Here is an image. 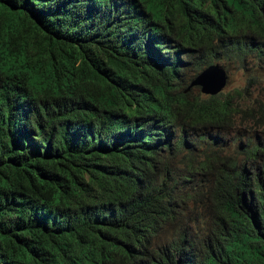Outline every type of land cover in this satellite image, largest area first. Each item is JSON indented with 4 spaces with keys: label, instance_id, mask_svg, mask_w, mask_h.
Wrapping results in <instances>:
<instances>
[{
    "label": "trees",
    "instance_id": "obj_1",
    "mask_svg": "<svg viewBox=\"0 0 264 264\" xmlns=\"http://www.w3.org/2000/svg\"><path fill=\"white\" fill-rule=\"evenodd\" d=\"M25 1L0 0L13 19L0 20V66L22 62L34 41L42 49L25 76L0 77V256L21 250L23 229L55 264H264V101L243 99L264 64V0H144L138 21L111 9L139 54L133 69L113 53L115 34L96 22L98 12ZM79 23H93L91 53L66 42ZM215 62L248 73L246 84L192 92L189 81ZM69 73L109 83L120 74L132 84L106 83L95 99L75 87L70 108L42 109ZM29 116L55 148L31 155L25 169L44 182L39 195L67 231L30 233L41 206L20 205L12 186L23 183L12 130L24 133ZM105 171L115 182L94 199L106 209L92 216L83 186Z\"/></svg>",
    "mask_w": 264,
    "mask_h": 264
},
{
    "label": "clouds",
    "instance_id": "obj_2",
    "mask_svg": "<svg viewBox=\"0 0 264 264\" xmlns=\"http://www.w3.org/2000/svg\"><path fill=\"white\" fill-rule=\"evenodd\" d=\"M42 1L43 0H32L30 2L29 0H26L24 6L39 8ZM134 1L136 2L134 3L133 0H59L61 3H68L79 8L85 14L92 15V13L98 12L96 16V22L99 24L106 22L109 23L108 29L113 30V33L115 34V40L113 42L115 48L113 53L118 55L122 59L123 63L132 69L134 67H139L141 64L139 54H134L131 51L127 39L117 31V28L113 22V20H119V18H111L109 12L111 9H113L118 14L122 15L119 11H117V7H119L125 16L135 17L138 21L139 12L141 10L146 11L147 4L144 0ZM125 16L120 20L125 21ZM0 20L12 21L13 19L7 14L0 13ZM93 23H79L76 27H73L72 31L74 38L66 42L69 46L73 47L75 52H77L78 47L82 48L86 53H91V51L94 50ZM155 31L158 32V30ZM87 41L90 44L87 45L85 43ZM27 49L28 55L22 62L15 63L10 66H0V77L12 73L14 76L20 78L25 76L29 69L38 64L42 53L41 44L38 41H34V43ZM77 54L83 57L81 54ZM131 61H136L138 63L128 65L132 63ZM113 81L115 83L102 81L96 77L92 78L86 73H69L63 76L61 79L54 97L47 101H41L40 104L42 105V109H46L50 112H52L53 109L64 110L70 108V104L74 97L78 95L73 93L75 92V87L80 93H85L87 97L95 99L98 97L101 90L104 89V84L106 83L112 84L119 89L131 87L132 84L130 83L129 79L123 77L120 74H116L113 77ZM188 85L186 87L187 89ZM186 88L185 90H187ZM17 90L22 94L23 97H25L26 102V82L23 81L22 87H17ZM41 119L43 120L42 117ZM41 133V125L37 122L34 116H29V126L25 127L24 133L17 131L16 128L12 130V143L19 159L18 170L23 176V183H13L12 186L16 194L20 196V205H26L32 202V206L34 207L41 206V209L38 210L37 215L33 218L35 223L30 224L33 228H27L29 229L30 233L36 236L39 231L45 232L46 234H52L59 233L61 231H67L70 228L69 224L61 223V216L57 214L58 208H54L53 203H49L51 198H43L41 195H39V193H42L43 195L45 192L43 189L44 182L38 177L30 174L25 169L31 155L43 154L44 151H47L50 148H55L51 145V143L46 141V137H44ZM99 177L100 182L93 184L92 187L83 186L85 191L84 197L87 201L85 204V210L92 216H101L106 209L96 204L94 199L97 200L99 197L105 196L115 182V176L113 172L110 171H105V175ZM99 188L101 190H99ZM87 189L90 191L86 192ZM20 231H22L21 241L23 243L21 250L14 253H7L12 259L5 256H0V264H55L53 257L41 247H39L36 242L28 236L29 233L27 231H23V229ZM79 241L80 236H77V242L72 243V251L77 250L76 246Z\"/></svg>",
    "mask_w": 264,
    "mask_h": 264
},
{
    "label": "rangeland",
    "instance_id": "obj_3",
    "mask_svg": "<svg viewBox=\"0 0 264 264\" xmlns=\"http://www.w3.org/2000/svg\"><path fill=\"white\" fill-rule=\"evenodd\" d=\"M222 64L221 62H219ZM224 68L226 69L227 73V81L222 88L221 92L225 93L227 91H231L234 88H240L246 84V76L248 73L241 69L235 68L233 65L231 66H226L223 65ZM187 71H184L182 75L187 78ZM255 80L258 82L256 85L249 87L247 89V94H244L243 99H258V100H263L264 101V64L262 65V68H258L255 72ZM192 92H197L200 95H205L199 91L198 86H190ZM188 87V89L190 88ZM187 89V88H186ZM238 98H235L237 100ZM242 100H240L241 102Z\"/></svg>",
    "mask_w": 264,
    "mask_h": 264
},
{
    "label": "water",
    "instance_id": "obj_4",
    "mask_svg": "<svg viewBox=\"0 0 264 264\" xmlns=\"http://www.w3.org/2000/svg\"><path fill=\"white\" fill-rule=\"evenodd\" d=\"M227 81V73L219 63H210L203 67L189 82V86H198L205 95H213L222 90Z\"/></svg>",
    "mask_w": 264,
    "mask_h": 264
}]
</instances>
